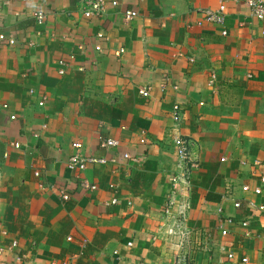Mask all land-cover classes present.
Returning a JSON list of instances; mask_svg holds the SVG:
<instances>
[{
  "label": "crops",
  "instance_id": "crops-1",
  "mask_svg": "<svg viewBox=\"0 0 264 264\" xmlns=\"http://www.w3.org/2000/svg\"><path fill=\"white\" fill-rule=\"evenodd\" d=\"M106 1L118 5L98 18L80 0H10L0 13L15 40L0 43V264H264V214L246 208L264 204V20L245 0ZM220 5L223 25L196 26L197 10ZM126 10L137 18L124 22ZM101 136L118 146L100 148ZM76 142L119 163L69 172Z\"/></svg>",
  "mask_w": 264,
  "mask_h": 264
},
{
  "label": "built area",
  "instance_id": "built-area-1",
  "mask_svg": "<svg viewBox=\"0 0 264 264\" xmlns=\"http://www.w3.org/2000/svg\"><path fill=\"white\" fill-rule=\"evenodd\" d=\"M9 1L10 0H0V13H1L3 7L8 5ZM18 1L30 3V2H33L34 0H18ZM80 4L82 7L83 16L85 18H92V17L98 18V17L102 16L103 14H105L106 9L108 7L114 8L118 5L116 1L108 2L106 0H80ZM245 5L250 10L251 16L253 18H255L258 21L264 20V0H245ZM197 12L201 15V19L196 23V26H201L203 23L221 26V25H223V23L225 21V7H224V5H220L214 11L209 10V9H203V10L201 9V10H197ZM137 16H138V13L135 10H126L123 13V20H124V22L129 23V22L133 21L135 18H137ZM32 17H33L35 24L37 26L43 25L44 22L46 21V13L42 10L35 11L33 13ZM225 32L226 31H222L220 33L224 36V35H226ZM261 33H262V35H264V32H261ZM106 39L107 38L101 32L96 34V40L98 42L106 41ZM3 42L7 43L9 46H13L15 44V40L13 37L6 38L5 36H3V34H0V43H3ZM94 49L97 52L101 51V48L99 45H96L94 47ZM123 52H124V50L120 49L115 53V55L120 56ZM70 59H72V57ZM58 65L59 66H66V62L63 60H60V61H58ZM58 74L63 75L64 70H59ZM214 79H215V76L212 75L210 80H209V85H212V81ZM30 93L32 94L33 92H30ZM139 93L142 97L146 98V97H148V94H149V88L141 89ZM44 103H45V97L43 96L40 98V100L38 102V106L42 107V106H44ZM3 109H7V105H4ZM178 112H179V108L177 106H173V108H172V113H173L172 119L174 122H178V120H179ZM9 118H10V120L15 119L14 116H10ZM139 143L144 144L145 139L141 138L139 140ZM173 143H174L176 156L178 157V159L181 162L188 164V171L197 169L198 168L197 164L194 162L190 163L188 160V149H187L186 142L181 138H176ZM99 144H100V148H102L104 150L116 148L118 146V142L115 141L114 139L103 138L102 136H101V138H99ZM10 146L13 147L14 149L20 148V144L18 142H11ZM122 160L123 161L130 160V161L136 162V163L139 162V158H133L129 154H124L122 156ZM107 163H110L112 165L113 164L116 165L119 162H118V160H116L114 158L110 159V160H106L104 158H96V157L89 156V155H83L81 143L76 142L73 144V153L69 156V158L67 160L66 168L68 169L69 172H72L74 174H78V173L85 171L88 166L105 165ZM259 165H260L259 161L253 162V166H255V167L259 166ZM35 176L38 177L39 173L36 172ZM259 182L264 187L263 175L259 176ZM79 187L83 190L91 191V192L96 190L95 185H91L88 182H86L85 180H82L79 182ZM109 189H114V186L110 185ZM262 189H263L262 187H256L253 190V193L257 196H260L263 192ZM242 191L245 193L248 192L249 187L247 185L243 186ZM60 198L63 201H66V200H68L69 195H68V193L61 192ZM110 203H111V205H115L118 203V200L112 199ZM233 207H234V209H239L241 207L240 202H238V201L233 202ZM246 208L248 210H251V211L253 210L255 212L264 214V204H255L252 201H247L246 202ZM219 212H221V211L219 210ZM221 220L223 223L222 224L223 226H221L222 227L221 228V235L227 236L228 231L224 226L225 225H235V223L229 217H223ZM240 225H241V227H246L248 225V222H246V221L240 222ZM68 240H70V239H68ZM130 245L131 244H129V246ZM15 248H17V243L13 242L10 246V249H15ZM2 254H3V250L0 249V256ZM227 257L229 260H231L233 258V255L230 253V254H228ZM24 259H25L24 255H16V257H15L16 262H23ZM242 262H246V259L242 260Z\"/></svg>",
  "mask_w": 264,
  "mask_h": 264
}]
</instances>
